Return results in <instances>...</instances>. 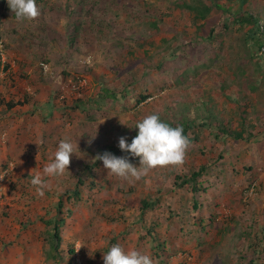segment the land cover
<instances>
[{
    "label": "rangeland",
    "instance_id": "374dc122",
    "mask_svg": "<svg viewBox=\"0 0 264 264\" xmlns=\"http://www.w3.org/2000/svg\"><path fill=\"white\" fill-rule=\"evenodd\" d=\"M203 1L205 18L196 0H37L18 20L0 0V264H103L116 243L153 264H264V57L252 23ZM216 1L264 19V0ZM152 113L190 124L184 161L117 177L97 154L127 155L119 138ZM65 138L68 170L44 175Z\"/></svg>",
    "mask_w": 264,
    "mask_h": 264
},
{
    "label": "clouds",
    "instance_id": "9594fccd",
    "mask_svg": "<svg viewBox=\"0 0 264 264\" xmlns=\"http://www.w3.org/2000/svg\"><path fill=\"white\" fill-rule=\"evenodd\" d=\"M8 3L18 20L34 19L40 15L37 0H8ZM135 126L138 131L130 142L125 136L118 140V147L127 155L117 156L106 150L96 156L112 174L123 179L139 180L157 166L178 165L184 161L190 140L184 134L182 125L173 126L162 120L158 113H152L139 120ZM73 153L71 139H61L53 159L43 169L44 175L63 174L68 170ZM128 157H139L140 166H134ZM31 183L43 195L47 181L37 174L32 177ZM103 264H153V259L150 254L137 249L125 251L116 243L103 252Z\"/></svg>",
    "mask_w": 264,
    "mask_h": 264
},
{
    "label": "trees",
    "instance_id": "16d2710c",
    "mask_svg": "<svg viewBox=\"0 0 264 264\" xmlns=\"http://www.w3.org/2000/svg\"><path fill=\"white\" fill-rule=\"evenodd\" d=\"M214 1V5L216 7H218L221 12L223 13V24L227 25V22L230 18V15L234 16V20L238 23H244V22H250L252 23V28H250L248 31H257V34H255V36H250V39H248V41L253 40V43H258L261 47L260 49V53L261 56L264 57V19L257 16L255 13L251 12V11H246L245 13L242 14H235L234 12H232L231 14L226 12V9L219 4V2H217L216 0ZM242 3H244L245 0H241ZM241 3V4H242ZM185 5L188 6V8H190L193 12L196 13L197 18H205L208 16L209 12L211 11L212 7L205 4L203 0H196V3H187L185 2ZM251 35V34H250ZM146 96H142V98H145ZM17 103H21V102H11L10 100L7 102V107L11 108L13 106H15ZM170 124V123H169ZM173 125V124H171ZM180 125L183 126V130H184V134H187L188 129L190 128V124L183 121L180 123ZM175 126V125H173ZM237 135L241 136V133H237ZM205 169V168H203ZM202 169V170H203ZM202 173L201 170L198 171H194L190 177H182L180 175H177L178 179H182V181L178 182L179 185H184L185 183L189 182V181H194L196 180V178ZM54 236L56 237L57 240L60 239L59 236V232H58V226L55 225V231H54Z\"/></svg>",
    "mask_w": 264,
    "mask_h": 264
}]
</instances>
